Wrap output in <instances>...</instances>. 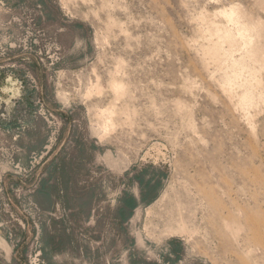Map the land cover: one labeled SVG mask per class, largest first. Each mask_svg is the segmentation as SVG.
<instances>
[{"label":"rangeland","instance_id":"374dc122","mask_svg":"<svg viewBox=\"0 0 264 264\" xmlns=\"http://www.w3.org/2000/svg\"><path fill=\"white\" fill-rule=\"evenodd\" d=\"M0 264H264V0H0Z\"/></svg>","mask_w":264,"mask_h":264},{"label":"crops","instance_id":"0c3cea01","mask_svg":"<svg viewBox=\"0 0 264 264\" xmlns=\"http://www.w3.org/2000/svg\"><path fill=\"white\" fill-rule=\"evenodd\" d=\"M125 210V209H124Z\"/></svg>","mask_w":264,"mask_h":264}]
</instances>
